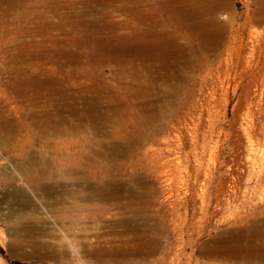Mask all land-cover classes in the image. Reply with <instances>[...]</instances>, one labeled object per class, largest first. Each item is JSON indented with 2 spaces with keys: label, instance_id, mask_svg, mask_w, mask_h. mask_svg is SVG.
Segmentation results:
<instances>
[{
  "label": "rangeland",
  "instance_id": "1",
  "mask_svg": "<svg viewBox=\"0 0 264 264\" xmlns=\"http://www.w3.org/2000/svg\"><path fill=\"white\" fill-rule=\"evenodd\" d=\"M140 1L141 9L157 6L166 23L167 16L175 15L165 0ZM174 1L186 26L185 56L177 63L181 68L163 70L151 65L142 69L139 79L128 73L136 68L129 58H91L92 51L111 47L133 54L146 49V43L150 46L151 42L137 37L148 32L142 24L135 27L137 0H108L124 9L114 11L107 3L105 18L88 17L78 27L72 25L81 11L79 0H23L22 10L15 9L9 16L0 11V264H56L44 253L58 248L61 241L71 255L78 251L80 261L74 264L93 261L85 250L117 247L125 264H243L216 248L222 246L218 241L230 239L239 228L234 222L237 216L264 207V0ZM90 2L96 6L95 0ZM153 7L146 14H154ZM37 41L39 45L29 50H41L39 65L45 83L38 109L46 100L63 96L70 99L69 104L77 99L76 107L82 112L87 107L83 98L95 92L87 88L118 95L114 105L132 113V118L116 139L103 135L113 130V124L107 122L96 137L86 121L80 122L69 112L63 115L81 124V137L59 133L39 139V128L26 117V111L36 106L32 91L24 96L11 90L8 84L14 75L5 72L15 66L9 60L20 42L29 46ZM52 48L55 55L48 57ZM89 52L90 67L83 69L81 60ZM27 65L30 68L31 63ZM122 67L130 69L122 72ZM52 81L58 84L51 85ZM140 85L150 92L139 95ZM150 111H156L157 118L139 129L134 127L136 119ZM66 128L59 126L62 131ZM114 143L121 154L117 159L111 150ZM34 154L43 159L40 173L48 171L41 179L39 170L30 174L19 169L24 156ZM77 154L83 161H94L92 186L102 187L106 171L121 188L116 199L107 203L112 209L109 214L92 210L90 220L76 226L60 219L62 207L56 204L74 189L83 195L87 192L82 179L74 184L71 163ZM130 198L138 200L136 209L127 208ZM93 199L96 203L97 196ZM69 201L63 205H70ZM145 239L156 240L155 253L159 254H150L151 247L142 246ZM68 242H73V250Z\"/></svg>",
  "mask_w": 264,
  "mask_h": 264
},
{
  "label": "bare ground",
  "instance_id": "2",
  "mask_svg": "<svg viewBox=\"0 0 264 264\" xmlns=\"http://www.w3.org/2000/svg\"><path fill=\"white\" fill-rule=\"evenodd\" d=\"M22 1L23 0H0V11L3 12L4 16H9V15H11V13L15 9H21L22 10ZM95 2H96V6L94 4H92V2H90V0H79V3L81 5V11L78 12V14L76 13L78 19H77V21L74 22V25H72V27H78L79 25L84 23L85 19H88V17L96 18L99 16V17L105 18V16L108 15L107 13L103 12L105 6L107 5V3H109L108 0H95ZM140 3H141V1L137 0V3H136L137 9L135 10V13H136L135 27L140 26L142 24L148 28V32H146L144 34H139L137 37H138V40H144L145 42H148V43L151 42L150 43L151 47L149 46V44L146 43L145 44L146 49L141 50L139 48L138 50H135L133 54H129L126 50H121L120 48H117V47L116 48L111 47V48H108L106 50H103L102 52H95L94 53L92 51L93 54L91 55V58L93 56L95 58V60H97V61H101V60H110V61L120 60V61H122V58L125 60H127L129 58L128 62L136 64V68L131 69V71H129L130 68L122 67V72H128L129 71L128 73L131 75V77L137 78V79L140 78V74H143L142 69L145 67L153 65V66H157V68L167 70V67L177 66V63L179 62L178 60L182 59L183 56H185L184 50H183V44H182V41H184V37H185V34H184V30L186 27L185 26V17H184L183 12L180 10V7L176 6L175 1L174 0H165V2H164L168 8H170L172 11L175 12L174 13L175 15H173L171 17L167 16L169 23H166L165 22L166 19H164L160 16V14L157 11V6H154V7L152 6L153 7L152 10L155 12L154 14H146V12H149V10H151L152 7L150 6L147 9H141L142 4H140ZM108 6H112L114 11H122V9H124L123 6H116V5H112L110 3ZM176 11H177V15H176ZM143 12H145V13H143ZM140 20L142 21V23H140ZM0 21L2 22L3 20L0 18ZM162 27H164V29ZM38 28H39V26L37 27V29ZM169 28H173L172 31ZM5 31H6V29H5ZM21 34H23V33H21ZM33 34H38V30L34 31ZM55 43H56L55 41L51 42V44H55ZM38 45H39L38 41L35 44H30L29 46L26 43L20 42L18 47L15 49L16 52L11 53L12 57L9 60V61H12L13 64H15V66H11V67L9 66L8 68H6V70L3 68V70H5L6 73H10V74L14 75L13 80L11 79L12 81H10L8 84V86L11 88V90L15 89L18 92H20V95H24V96L26 94H28V91H32L33 97H31V98H32L35 105L39 104V101L42 98L41 92L44 88L43 84L45 83L42 79V76H43L42 69L43 68L41 65H39V59L41 57V50L40 51L38 49H34L32 51L29 50V48H31L33 46H38ZM6 54H7V52H6ZM89 54H90V52L87 53L86 56L84 54V56L81 60V62L83 63L82 65L84 66L83 69L90 67V64H88V62H87L89 59V56H88ZM48 55H50L48 57L55 55V50L53 48L51 50H49ZM141 59H143L142 62L140 61ZM171 60H173V62H171ZM30 63H31L30 68H26L28 66L27 64H30ZM24 65L25 66L27 65V66L25 67ZM177 67L179 69L181 68L179 66H177ZM82 72H83V70L81 72H77V74H81ZM145 73L147 75L150 72L147 70V71H145ZM165 74H166V72H165ZM165 74H161V75L166 76V78L168 79L169 76H167ZM49 83L51 85L54 84V86H56L58 84V81L57 82L52 81ZM110 88H112V87H110ZM97 90L98 89H96V88H93V89L87 88L86 89V91H95V92H93L94 94L92 97L90 96L89 98H83V102H85L87 104V107L82 109L83 110L82 112H80V111L78 112V107H76V102H77L76 100L77 99H75V98L72 99L71 102H73V103L70 102L71 104H69L68 100H70V99H68V97L66 99H64L63 96H60V99L59 98H57V99H51L50 98V99L46 100V102H45L46 104L44 106L42 105L43 108L41 107L42 108L41 110L38 109L40 107L37 105L34 107L33 110L27 109L28 111H26V117L28 119H30V122L32 120L31 124L33 123L35 126H37V128H39L37 136L39 137V139L42 138V140H44L48 136H58L59 133H62V134L71 133L73 135V137H81V128H80L81 124L75 125V124L71 123V121L67 120V117H65L66 115L65 116L63 115V112H69L70 114H73V116H75V118L77 120H79L80 122L86 121L91 126L92 129H90V130L92 131V134L95 136L98 134L100 135V133H103L102 129H104V126L107 122L113 124L114 125L113 130L105 131L103 133V135L109 139H116L117 135L120 132H123L125 129H127V126H129L128 124H130V122L127 119L132 118V113H124L122 109H119L118 106L114 105L115 100H116L115 97L118 98V95L112 96L111 94L108 95L105 92L101 93V91H97ZM150 90L151 89H149V88H147V89H145V87L142 88V86L140 85L139 89H138V92H139L138 94L139 95L140 94H147L150 92ZM141 97H142V95H141ZM79 101H81V100H79ZM80 104H82V102ZM83 105H84V103H83ZM145 114H141L139 117L137 116L138 118L134 122L135 125L133 124L134 127L139 129L142 125H145L148 121L157 118V115H158V113L156 111L151 112L150 114H146V115ZM159 116H161L160 113H159ZM61 125H65L67 127L66 130H63V131L60 130L59 126H61ZM96 137H98V136H96ZM133 138H134V136H133ZM33 139L35 142V138H33ZM90 139H92V138H90ZM42 140H40L39 142L41 143ZM34 142H32V143L34 144ZM97 142H98V140H97ZM108 142H112V141H108ZM105 143H106V141H105ZM89 144H91V143H89ZM91 146H93V145L91 144ZM106 146L107 145H105V147ZM108 146H110V145L108 144ZM117 146H118V144L117 145L115 144L111 148V150L113 149V151L115 153L114 158H116V159L119 158L121 155L120 152L118 150H116ZM89 149H91V148H89ZM116 151H118V152H116ZM91 153H93V152L91 151ZM82 159H83L82 155L77 154L76 157L74 158L73 162L71 163V165H72V169L74 172L73 174L75 175L74 184L77 183L76 180L82 179V181L81 180L80 181L84 185L83 187L86 188L87 192H84V195H83L81 190L74 189V191L72 193L68 192L69 194H65L66 196H64V195L60 196L57 199V204L55 203L56 205L59 204L62 207V208H60V210H61V213L63 215L61 216L62 218H60V219L70 220V222L75 224L76 226L79 225L80 223H82V221L86 220L87 218H89V217L91 218L90 215H92L91 214L92 210H94L98 213H104V215L109 214L110 210H112V209L108 208L107 203L112 202L116 199V196H114V195L116 194V192H118V190L120 191V188H121V186H119L120 183H119V185H117V182H116L117 178L114 177L113 175H111L110 173L106 172V171L101 176V179L104 182L102 187L99 188L96 186H92L93 184L91 183V181H93L94 178L96 177V176L95 177L92 176V174H91L92 173L91 169L94 168L93 167L94 161L89 160L87 162V160L83 161ZM127 159H128V157H127ZM42 160H41L40 155H35V156H30V155L26 156L25 155L22 163H20V165H19V169H21L22 171L30 172V174H31V171L37 172V170H39L40 164H42ZM112 165H114V164H112ZM98 166L101 167L100 165H98ZM177 169H178V167H177ZM103 170H104V168H103ZM92 171H93V169H92ZM47 172L48 171H46V173L45 172L40 173V170H39L37 172V173H39L38 177L41 179L43 177V175L47 174ZM30 179H31V177H30ZM39 181L41 182V180H39ZM130 181H132V179ZM120 182H122V181H120ZM128 184H126V185H128ZM79 185H81V184H79ZM52 186H54V185H52ZM123 186L125 187V185H123ZM132 192L133 191H131V194H132ZM60 195H62V194H60ZM95 196H97V200H96L97 202L96 203L93 202V200H94L93 197H95ZM124 197H126V196H124ZM126 199H127V197H126ZM66 200H70L69 201L70 205H68V206L63 205L64 201L66 202ZM120 200H121V198H119L117 200V204H116L117 208L120 207V202H119ZM262 200L263 199L261 198L260 201H262ZM137 201H136V199L131 200V198H130V200L126 203L127 208L136 209ZM256 210L257 211L252 210L249 213L244 212L243 215L237 216L234 219L235 224L239 225V228L236 229V231H234V233L230 239H227L223 242L218 241V244L222 243V246H218L216 248V250L218 252H222L223 254L228 256L230 259L238 260L239 262H242L243 264L244 263L252 264V262L264 263V207L262 206L261 208H258ZM134 211H136V210H134ZM72 212H74V215L72 217H70V213H72ZM174 213H177V212H174ZM122 216H124V215H122ZM133 217H134V215H133ZM135 217H136V220H139V219H137V216H135ZM176 217H174V218H176ZM90 218L88 220H90ZM124 219H127V218H124ZM133 219L135 220V218H133ZM95 222H96V220H95ZM132 222H134V221H132ZM91 223H92V221H91ZM120 223H122V221ZM128 224H129V222H128ZM128 224H127V226H128ZM134 224H136V222ZM122 226H124V225H122ZM153 231H155V230H153ZM78 232H80V231H78ZM75 235L78 237V234H75ZM66 236H68V235H66ZM156 236L157 235H155V238H157ZM136 237L137 236H135V238ZM68 238H69V236H68ZM64 239H66V237H64ZM136 239H138V237ZM136 239H134V240H136ZM78 241L79 240H77L76 242L78 243ZM155 241H156L155 239H145L146 243L142 242L143 243L142 246L151 247V248H148V252H150V254H152V253L154 254L157 251V249L154 247ZM161 241H162V239H161ZM62 242L63 241L58 242L57 243L58 248H55V249L52 248L53 250H51V251H48V249L46 250L47 246L43 247L46 250L44 255L52 258L56 264H74L73 261H75V260L77 262H79L80 261V257H79L80 255H79L78 251L74 250V252H75L74 255H71L68 252L69 250L67 251L64 248L65 242L64 243H62ZM131 242H133V241H131ZM72 244H73V242H72ZM72 244L70 242H68L67 247L70 246L72 249L73 248ZM55 245L56 244H54V246ZM123 245H121V246L125 247ZM131 245H133V244H131ZM77 246H80V245H77ZM82 246H86V244L85 245L83 244ZM105 246H107V245H105ZM121 246H119V247L121 248ZM87 248L89 249V247H87ZM117 248L112 249V250H108L109 248H107V250H98V251H90L91 249L88 251L85 250V252H87L86 254L93 257V261L85 262V264H125L124 261L121 260L122 249L120 250ZM139 248H141V246ZM131 249H133V248H131ZM139 250H141V249H139ZM135 251H136V249H135ZM158 252H159V250H158ZM155 254H159V253H155ZM150 256H152V255H150ZM126 257H125V260H126ZM122 259H124V258H122ZM126 261L128 262V260H126Z\"/></svg>",
  "mask_w": 264,
  "mask_h": 264
}]
</instances>
